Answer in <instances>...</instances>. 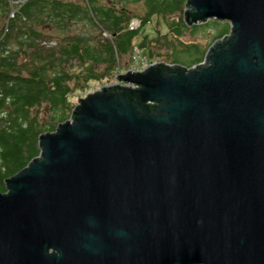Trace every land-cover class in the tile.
<instances>
[{
    "label": "water",
    "instance_id": "water-1",
    "mask_svg": "<svg viewBox=\"0 0 264 264\" xmlns=\"http://www.w3.org/2000/svg\"><path fill=\"white\" fill-rule=\"evenodd\" d=\"M182 20L229 32L39 135L0 192V264H264V0H186Z\"/></svg>",
    "mask_w": 264,
    "mask_h": 264
},
{
    "label": "trees",
    "instance_id": "trees-1",
    "mask_svg": "<svg viewBox=\"0 0 264 264\" xmlns=\"http://www.w3.org/2000/svg\"><path fill=\"white\" fill-rule=\"evenodd\" d=\"M185 2L0 0L1 193L4 181L38 156L39 135L69 119L74 94L111 83L126 67L120 61L134 57L187 68L203 61L229 26L208 21L186 27ZM198 33L203 42L185 40Z\"/></svg>",
    "mask_w": 264,
    "mask_h": 264
},
{
    "label": "rangeland",
    "instance_id": "rangeland-1",
    "mask_svg": "<svg viewBox=\"0 0 264 264\" xmlns=\"http://www.w3.org/2000/svg\"><path fill=\"white\" fill-rule=\"evenodd\" d=\"M135 10H137V11H139V12H141L142 11V9H141V7H136L135 8ZM133 25L135 26V25H137V21H133ZM153 26H154V22L152 21L149 25H147L146 26V28H145V32L148 34V35H152L153 34ZM200 33H198V35H196V36H194V37H190V36H186L185 37V40L186 41H195V42H203V39H202V37H201V35H199ZM127 60L128 59H124L123 61H120V63H121V65H126V67L123 69V70H121V71H119L118 73H116V75H115V77H114V79L112 80V82L111 83H109V84H90L89 85V87H88V89L87 90H85L84 92H80V93H76V94H74V96H73V98H72V101L74 102V104H77V101L79 100V99H82V98H84L87 94H89V93H92V92H94V91H96V90H99L101 87H103V86H108V85H113V84H116L117 83V80H116V76H117V74H121V73H124V72H126L127 70H131V71H141L143 68H145L146 66H148L149 64H147V63H145V61L144 60H141L140 61V63L139 62H137V60H135V58L133 57V58H131V61H133V62H131V63H129V62H127Z\"/></svg>",
    "mask_w": 264,
    "mask_h": 264
},
{
    "label": "flooded vegetation",
    "instance_id": "flooded-vegetation-1",
    "mask_svg": "<svg viewBox=\"0 0 264 264\" xmlns=\"http://www.w3.org/2000/svg\"><path fill=\"white\" fill-rule=\"evenodd\" d=\"M53 252H54L53 250H49V251H48L49 254H51V253H53Z\"/></svg>",
    "mask_w": 264,
    "mask_h": 264
},
{
    "label": "built area",
    "instance_id": "built-area-1",
    "mask_svg": "<svg viewBox=\"0 0 264 264\" xmlns=\"http://www.w3.org/2000/svg\"><path fill=\"white\" fill-rule=\"evenodd\" d=\"M132 25H133V23H132ZM134 26V25H133ZM136 71V70H135Z\"/></svg>",
    "mask_w": 264,
    "mask_h": 264
}]
</instances>
